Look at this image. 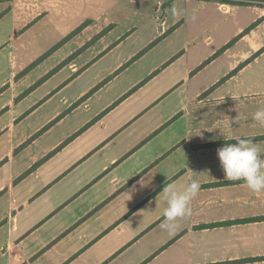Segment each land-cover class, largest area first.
<instances>
[{
	"label": "crops",
	"instance_id": "1",
	"mask_svg": "<svg viewBox=\"0 0 264 264\" xmlns=\"http://www.w3.org/2000/svg\"><path fill=\"white\" fill-rule=\"evenodd\" d=\"M260 107L264 0H0V264H264V190L216 155L264 148Z\"/></svg>",
	"mask_w": 264,
	"mask_h": 264
},
{
	"label": "clouds",
	"instance_id": "2",
	"mask_svg": "<svg viewBox=\"0 0 264 264\" xmlns=\"http://www.w3.org/2000/svg\"><path fill=\"white\" fill-rule=\"evenodd\" d=\"M171 13L173 17L183 14L177 7H173ZM252 119L264 126V107L258 108ZM235 122L238 123V120ZM230 139L235 140V143H224L216 150L223 176L228 180L242 181L253 192L264 190V148L250 137L234 136ZM199 188L200 184L191 179L180 188L173 183L163 186L160 190L166 202L162 213L165 219L161 224L163 229L174 230L178 219L191 214V202L197 196Z\"/></svg>",
	"mask_w": 264,
	"mask_h": 264
}]
</instances>
